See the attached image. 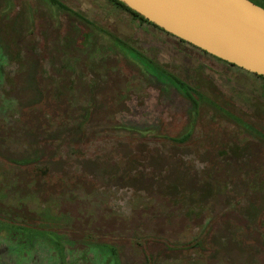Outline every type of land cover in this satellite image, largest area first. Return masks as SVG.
<instances>
[{"label": "rangeland", "instance_id": "rangeland-1", "mask_svg": "<svg viewBox=\"0 0 264 264\" xmlns=\"http://www.w3.org/2000/svg\"><path fill=\"white\" fill-rule=\"evenodd\" d=\"M0 264H264V79L114 0H0Z\"/></svg>", "mask_w": 264, "mask_h": 264}, {"label": "water", "instance_id": "water-1", "mask_svg": "<svg viewBox=\"0 0 264 264\" xmlns=\"http://www.w3.org/2000/svg\"><path fill=\"white\" fill-rule=\"evenodd\" d=\"M170 34L264 76V6L253 0H119Z\"/></svg>", "mask_w": 264, "mask_h": 264}, {"label": "trees", "instance_id": "trees-1", "mask_svg": "<svg viewBox=\"0 0 264 264\" xmlns=\"http://www.w3.org/2000/svg\"><path fill=\"white\" fill-rule=\"evenodd\" d=\"M54 1H55V0H54ZM114 1H116V3L120 4L121 6L127 8L128 10H131V11L134 12L136 15L140 16L143 20H146V21L152 23L151 21L147 20L145 17H143L142 15H140L139 13H137L136 11H134L133 9H131V8H130L129 6H127L125 3H123V2H121V1H119V0H114ZM253 1H254V0H253ZM255 2L258 3V4H261V3L264 4V0H255ZM152 24L155 25V26H157V25L154 24V23H152ZM157 27L160 28L161 30H164L163 28H161V27H159V26H157ZM164 31H165V30H164ZM165 32H167V31H165ZM167 33H169V32H167ZM169 34H170V33H169ZM171 35H172V34H171ZM177 38H178V37H177ZM179 39H180V38H179ZM180 40H181L182 42H184V43H187V44L191 45L192 47H195V48H197V49L202 50L201 48H198L197 46H194L193 44H191V43H189V42H187V41H185V40H182V39H180ZM202 51H204V50H202ZM204 52H205V53H208V52H206V51H204ZM213 56H214V55H213ZM214 57H216V56H214ZM216 58H218V57H216ZM218 59H220V58H218ZM220 60H222V59H220ZM222 61L226 62V63L229 64V65L236 66V65H234V64H232V63H229V62H227V61H225V60H222ZM258 76L264 79V76H262V75H258ZM178 80H179V79H178ZM179 82L182 83V84H184V82L181 81V80H179Z\"/></svg>", "mask_w": 264, "mask_h": 264}]
</instances>
